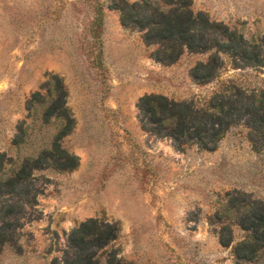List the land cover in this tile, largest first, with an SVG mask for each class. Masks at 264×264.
I'll list each match as a JSON object with an SVG mask.
<instances>
[{
  "label": "rangeland",
  "instance_id": "obj_1",
  "mask_svg": "<svg viewBox=\"0 0 264 264\" xmlns=\"http://www.w3.org/2000/svg\"><path fill=\"white\" fill-rule=\"evenodd\" d=\"M120 1L0 0V183L57 135L78 157L69 171L34 169L10 200L0 185V264H54L88 218L117 228L101 260L110 252L120 264H264V249L251 261L233 254L246 231L227 208L230 197L264 201V148L242 123L213 150L178 147L146 130L137 108L146 94L200 105L229 85L264 91V65L222 54L217 78L198 84L190 69L209 52L156 60L157 45L122 24ZM188 3L264 51V0ZM54 101L73 120L65 134L63 117L43 119ZM7 203L15 210L4 217Z\"/></svg>",
  "mask_w": 264,
  "mask_h": 264
},
{
  "label": "trees",
  "instance_id": "obj_2",
  "mask_svg": "<svg viewBox=\"0 0 264 264\" xmlns=\"http://www.w3.org/2000/svg\"><path fill=\"white\" fill-rule=\"evenodd\" d=\"M114 7L120 11L122 24L143 31V40L157 45L152 55L162 63L175 62L185 50L190 53L209 52L205 60L198 61L190 69L191 77L198 84L217 78L223 64L222 54L232 58L235 64L264 65V51L260 45L248 41L226 24L211 20L206 13L193 11L188 0H159L155 4L121 0ZM38 96L35 93L32 99ZM137 108L142 122L148 126L146 130L158 137L171 138L178 147L187 144L213 150L230 127L242 123L248 130L254 149L264 148V91H248L229 85L214 90L200 105L176 101L161 94H146L139 98ZM51 116L65 119L61 134L70 130L73 120L61 103L54 101L47 107L43 119ZM59 138L57 135L51 148L42 151L35 159L24 160L16 175L0 183L5 187L9 200L15 186L26 183L24 180L34 169L50 164L60 171L77 167L78 157L65 150ZM227 202V208L237 212L236 224L246 231V235L233 246V254L239 260L251 261L264 249V201L247 200L243 195L230 197ZM5 207L4 217L15 210L11 203ZM5 224L12 225L10 222ZM116 238L115 225L88 218L70 231L63 255L54 259V264H120V260L110 252L101 260L104 248ZM227 242L222 238L224 245Z\"/></svg>",
  "mask_w": 264,
  "mask_h": 264
}]
</instances>
